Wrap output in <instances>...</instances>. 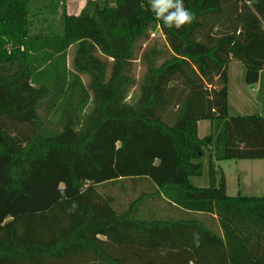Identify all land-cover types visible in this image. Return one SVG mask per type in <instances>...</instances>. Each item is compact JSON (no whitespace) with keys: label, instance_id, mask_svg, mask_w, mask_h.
Masks as SVG:
<instances>
[{"label":"trees","instance_id":"16d2710c","mask_svg":"<svg viewBox=\"0 0 264 264\" xmlns=\"http://www.w3.org/2000/svg\"><path fill=\"white\" fill-rule=\"evenodd\" d=\"M66 1L0 0V264H264V196L217 166L264 160V115L230 113L231 63L264 69V0H184L180 29L148 0ZM131 179L154 189L123 210L99 190Z\"/></svg>","mask_w":264,"mask_h":264},{"label":"rangeland","instance_id":"374dc122","mask_svg":"<svg viewBox=\"0 0 264 264\" xmlns=\"http://www.w3.org/2000/svg\"><path fill=\"white\" fill-rule=\"evenodd\" d=\"M159 41L160 45L165 44V38L160 31H156L149 44H154ZM147 43L140 44V51L137 52L139 58L140 52L146 47ZM75 47L69 50V65L72 64ZM241 63V62H240ZM243 65V64H242ZM230 75L232 74V65L230 66ZM145 72V66L139 59L135 60L134 74L137 79V84L132 88L129 102L134 103L139 94V84ZM237 80V79H235ZM84 81L88 82V77L84 76ZM233 82V81H232ZM231 86V113L240 110L239 103H242V98L235 92L234 84ZM249 86V85H248ZM251 88V86H249ZM241 100V102H240ZM242 106V105H241ZM211 132L210 121H200L199 135L201 137ZM205 170L202 176L192 178V182L200 187L210 185L209 167L207 157L205 158ZM218 168H222L227 178V193L230 196L248 195V196H264V160H221L217 161ZM151 183L147 180L131 179L121 183L105 184L99 187L102 193H110L115 197V205L119 210H123L129 206V203L142 194L143 191H153ZM155 207L161 210L162 215H172L175 212L170 209L163 200L151 202Z\"/></svg>","mask_w":264,"mask_h":264},{"label":"crops","instance_id":"0c3cea01","mask_svg":"<svg viewBox=\"0 0 264 264\" xmlns=\"http://www.w3.org/2000/svg\"><path fill=\"white\" fill-rule=\"evenodd\" d=\"M89 0H67L66 9L70 15H79L85 8ZM150 2V0H148ZM232 74L230 75V83L234 84L235 92L240 98L242 103H239L240 110L232 115H245L251 113H260L264 115V69L260 73L258 82L249 88L243 81L244 66L238 61H233ZM237 79V80H235ZM233 81V82H232ZM241 102V100H240ZM242 105V106H241ZM230 109H231V86H230ZM200 127V123H199ZM261 160V159H259Z\"/></svg>","mask_w":264,"mask_h":264},{"label":"clouds","instance_id":"9594fccd","mask_svg":"<svg viewBox=\"0 0 264 264\" xmlns=\"http://www.w3.org/2000/svg\"><path fill=\"white\" fill-rule=\"evenodd\" d=\"M151 11L155 13V18L163 22L168 28H182L186 24H191L195 20V14L185 8L184 0H150ZM65 185L61 184V196L63 197V189ZM77 207L73 202L69 211Z\"/></svg>","mask_w":264,"mask_h":264}]
</instances>
